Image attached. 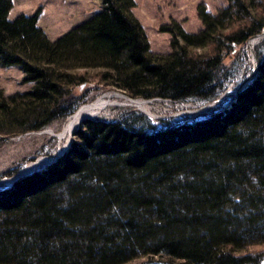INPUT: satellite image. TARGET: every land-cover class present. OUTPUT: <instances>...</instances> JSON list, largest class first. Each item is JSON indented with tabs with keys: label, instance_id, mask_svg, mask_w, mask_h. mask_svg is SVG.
Wrapping results in <instances>:
<instances>
[{
	"label": "trees",
	"instance_id": "1",
	"mask_svg": "<svg viewBox=\"0 0 264 264\" xmlns=\"http://www.w3.org/2000/svg\"><path fill=\"white\" fill-rule=\"evenodd\" d=\"M98 1L90 19L51 41L38 12L10 21L13 0H0V65L17 66L32 83L8 97L0 90V135L66 120L88 100L76 91L90 82L130 99H216L233 75L224 60L264 29V0H226L215 12L201 3L202 29L161 26L170 51L154 54L134 0ZM257 59L256 77L227 109L159 128L136 110L83 120L60 158L0 189V264H261Z\"/></svg>",
	"mask_w": 264,
	"mask_h": 264
},
{
	"label": "rangeland",
	"instance_id": "2",
	"mask_svg": "<svg viewBox=\"0 0 264 264\" xmlns=\"http://www.w3.org/2000/svg\"><path fill=\"white\" fill-rule=\"evenodd\" d=\"M134 1L135 7L132 13L146 32L150 51L161 55L170 51L172 37L169 32L161 31V26L169 25L175 21L185 32L195 34L202 29V22L198 17V6L201 3L205 4L206 9L211 12L226 6V0ZM99 10L100 3L98 0H13V7L9 12L8 19L13 21L20 15L32 16L38 12L37 25L43 29L51 41H55L72 28L90 19ZM247 43L243 48L236 49L235 55L224 60L227 70H231L233 75L226 89L216 99L174 102L154 98L149 101L144 100L148 102V112H143L137 106L125 105L128 102L125 98H110L109 100L116 105L106 107L96 118L91 120L111 121L126 111L136 110L148 117L159 128L163 126L162 122L191 121L207 116L212 112L227 109L239 89L252 81L255 75V65L258 64L257 58L264 57V39L257 44L252 52L248 50ZM94 72V70H87V75L90 76ZM90 83L86 84L85 87H79L76 91L77 95L88 91L89 98L82 105L107 94L119 93L126 97L122 92L112 88L96 90L93 82ZM31 86L32 83L24 81V75L17 66L0 65V90L5 96L26 92ZM129 100L143 101V99ZM188 111L196 113H188ZM67 120L68 118L62 122H54L39 131L14 136L0 135V176H2L0 177V187L5 186L9 182V178L13 177L3 176L7 171L19 167L20 170L17 172L19 174L38 159L53 157V160L58 149V139L49 132L61 131ZM81 123L75 127L74 131ZM72 138L73 135L71 141ZM47 164L32 171L43 169Z\"/></svg>",
	"mask_w": 264,
	"mask_h": 264
},
{
	"label": "bare ground",
	"instance_id": "3",
	"mask_svg": "<svg viewBox=\"0 0 264 264\" xmlns=\"http://www.w3.org/2000/svg\"><path fill=\"white\" fill-rule=\"evenodd\" d=\"M263 39H264V29L262 30V32L258 36L249 39V41L247 43L248 44L247 45L248 50L252 52L254 50V48L257 46V44ZM243 88L244 87L242 86L240 89L242 90ZM118 97L119 98H125L128 101L127 103L125 102L126 103L125 105L137 106L138 108L143 110V112L147 111L148 102H145V101H149V100L135 101L134 102L132 100H129L130 99L129 97H128L129 98L128 99L127 96L125 97L124 95L119 94V93H113V94H107V95L99 96L95 100L91 101L90 103L82 105L74 114H72L68 118V120L66 121V123H65V125L61 131H59L57 133L49 132L50 134L55 135L58 139V149L56 151L55 156L63 154L69 148V146L71 144L70 139L73 135L75 127H77V125L79 123L83 122L84 119L96 118L97 115L106 107L116 105L114 102H111L109 99L110 98H118ZM135 100H137V99H135ZM188 113H194L195 114L196 112L188 111ZM52 158L53 157L38 159L37 161L31 163L22 173H19L17 175H25L27 172H30V174H31L33 172L32 170L37 169V168H39L42 165H45L47 163H48L47 165L51 164L54 161V159L52 160ZM17 175L9 178L10 179V180H8L9 182L5 186L0 187V188L4 189V188L8 187L13 181H15V177ZM261 264H264V260L261 262Z\"/></svg>",
	"mask_w": 264,
	"mask_h": 264
},
{
	"label": "water",
	"instance_id": "4",
	"mask_svg": "<svg viewBox=\"0 0 264 264\" xmlns=\"http://www.w3.org/2000/svg\"><path fill=\"white\" fill-rule=\"evenodd\" d=\"M253 36H255V35H253ZM252 36V37H253ZM251 38V37H250ZM253 61L255 62V58H254V56H253ZM254 71H255V75L253 76V78H252V80L256 77V75H257V65H255V68H254ZM245 86V85H244ZM243 86V87H244ZM241 89H239V91H240ZM238 91V92H239ZM238 92L236 93V95L238 94ZM236 95H235V97H234V99L236 98ZM62 156V154H60V155H57L55 158H54V161L55 160H57L58 158H60ZM53 161V162H54ZM30 174V172H27L25 175H29ZM25 175H17L16 177H15V180L16 179H18V178H20V177H22V176H25Z\"/></svg>",
	"mask_w": 264,
	"mask_h": 264
}]
</instances>
